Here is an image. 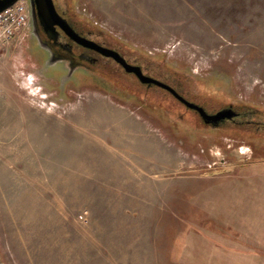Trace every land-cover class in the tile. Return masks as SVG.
Masks as SVG:
<instances>
[{
	"label": "rangeland",
	"instance_id": "1",
	"mask_svg": "<svg viewBox=\"0 0 264 264\" xmlns=\"http://www.w3.org/2000/svg\"><path fill=\"white\" fill-rule=\"evenodd\" d=\"M76 5L140 54L264 109V0ZM25 32L0 49V264H183L209 245L229 260L232 244L264 264L262 140L81 88L84 73L31 61Z\"/></svg>",
	"mask_w": 264,
	"mask_h": 264
},
{
	"label": "flooded vegetation",
	"instance_id": "2",
	"mask_svg": "<svg viewBox=\"0 0 264 264\" xmlns=\"http://www.w3.org/2000/svg\"><path fill=\"white\" fill-rule=\"evenodd\" d=\"M11 1L0 0V8ZM17 1H23L27 11L26 27L22 33L26 31L27 55L31 61H41L44 67L65 69L67 77L84 73L85 76L81 75L76 82L81 88L83 84L102 82L109 91H119L159 111L164 109L168 117L172 113L171 116L187 121L188 127L195 131L226 133L249 141L256 138L264 142V109L231 95L206 90V84L200 83L201 80L193 81L184 76L186 74L180 75L171 70L166 62H155L126 46L90 22L78 10L76 0H51L55 12L70 28L71 34L58 24L45 22L39 17L38 0ZM101 50L117 53L128 65L139 67L143 75L169 89L142 82L135 73L126 71L114 57L105 55ZM83 79L85 81L82 82ZM185 102L201 108L204 115ZM213 116L218 118L210 120L209 117ZM201 136L206 138L208 135Z\"/></svg>",
	"mask_w": 264,
	"mask_h": 264
},
{
	"label": "water",
	"instance_id": "3",
	"mask_svg": "<svg viewBox=\"0 0 264 264\" xmlns=\"http://www.w3.org/2000/svg\"><path fill=\"white\" fill-rule=\"evenodd\" d=\"M15 1L16 0H13V1L5 4L4 6H2V8H0V11H2L4 9H6L7 7L11 6L12 4H14ZM38 10H39V17L43 18L45 20V22L47 21V22L52 23V24H58L68 34H71L70 28L59 18V16L55 12L51 0H38ZM101 51H102V53H104L107 56L109 55V56L114 57L118 63H120L122 66H124L126 71L135 73L142 82L154 83V84L160 85L166 89H169L168 87L161 84L160 82L143 75L139 67H133V66L128 65L125 62V60L122 57H120L117 53L108 52V51H104V50H101ZM186 105L189 106L190 108L198 110L202 115H204L201 108H199L195 105L189 104V103H186ZM217 118L218 117H216V116L209 117L210 120H215Z\"/></svg>",
	"mask_w": 264,
	"mask_h": 264
},
{
	"label": "built area",
	"instance_id": "4",
	"mask_svg": "<svg viewBox=\"0 0 264 264\" xmlns=\"http://www.w3.org/2000/svg\"><path fill=\"white\" fill-rule=\"evenodd\" d=\"M27 11L23 1H17L0 11V49L8 46L23 32Z\"/></svg>",
	"mask_w": 264,
	"mask_h": 264
},
{
	"label": "trees",
	"instance_id": "5",
	"mask_svg": "<svg viewBox=\"0 0 264 264\" xmlns=\"http://www.w3.org/2000/svg\"><path fill=\"white\" fill-rule=\"evenodd\" d=\"M208 241H202V243L204 244H208ZM209 245V244H208ZM230 248V249H229ZM209 252H202V254H198L196 257L191 254L190 252L188 253L189 256L186 257V261L183 264H250L253 260H252V254H247V256H245V258L241 257L239 258L238 256H235V252L233 251H239V249L237 247H235V245L232 244V246L228 247V254H227V258L229 256V260H223L221 258V256H215L213 257V255L211 254L212 251V247L211 245H209ZM233 254V255H232ZM245 259V260H244ZM255 257H254V261L253 264H257L258 261H255ZM260 260V259H259Z\"/></svg>",
	"mask_w": 264,
	"mask_h": 264
}]
</instances>
